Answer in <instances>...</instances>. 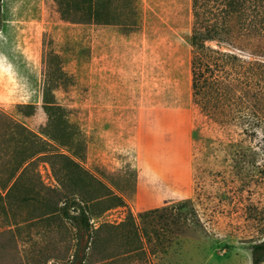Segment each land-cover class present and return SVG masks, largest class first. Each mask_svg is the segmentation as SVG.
<instances>
[{"label": "rangeland", "instance_id": "obj_1", "mask_svg": "<svg viewBox=\"0 0 264 264\" xmlns=\"http://www.w3.org/2000/svg\"><path fill=\"white\" fill-rule=\"evenodd\" d=\"M192 21L191 0H2L0 178L11 146L39 148L24 126L125 199L127 208L91 217L95 229L168 208L145 223L152 243L130 227L102 232L87 264H253L264 241V97L195 140ZM38 164L41 182L22 181L10 198L0 188V264L72 260L69 220L42 216L67 186ZM186 200L187 220L173 207Z\"/></svg>", "mask_w": 264, "mask_h": 264}, {"label": "trees", "instance_id": "obj_2", "mask_svg": "<svg viewBox=\"0 0 264 264\" xmlns=\"http://www.w3.org/2000/svg\"><path fill=\"white\" fill-rule=\"evenodd\" d=\"M191 4L192 96L193 104L203 120L194 130L196 140L204 124L226 127L231 120L241 121L245 118L243 113L245 115L252 108L251 99L259 102L264 97V60L257 59L264 58V0H191ZM1 12L2 0L0 23ZM210 43H216L218 47L214 48ZM223 45L239 50L243 56L224 51L221 47ZM245 91L252 93V97H246ZM239 101L242 103L239 104ZM238 105L241 108L239 111L236 109ZM20 127L33 139H38L39 148L30 156L27 150H23V146H14L17 147L15 149L11 146L9 156L12 166H9L8 178H0V188L6 191V198H10L22 181L27 179L31 182L36 175L41 182L37 160L51 165L60 185L67 186L66 193L69 194L61 200V205L48 202L42 216L45 220H53L61 214L71 223L75 244L70 264H87L92 257L91 252L98 251L102 232H117L130 227L138 236L141 230L142 240L146 243L153 242L152 232L148 231L145 223L148 219H155L167 207L145 211L137 216L129 211L124 223L106 224L95 229L91 217H97L113 208H127L125 199L115 194L102 179L77 160L58 148L50 150L52 144L24 126ZM14 141L11 138L10 144H14ZM49 191L58 196L64 190L54 188ZM190 203L191 200H186L173 206L186 212L180 216L185 220L188 219V212L194 211L189 209ZM149 225L155 227L152 221ZM252 259L253 264H264V241L253 246Z\"/></svg>", "mask_w": 264, "mask_h": 264}]
</instances>
